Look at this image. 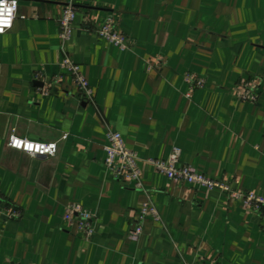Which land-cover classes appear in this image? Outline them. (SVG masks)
<instances>
[{
    "label": "crops",
    "instance_id": "0c3cea01",
    "mask_svg": "<svg viewBox=\"0 0 264 264\" xmlns=\"http://www.w3.org/2000/svg\"><path fill=\"white\" fill-rule=\"evenodd\" d=\"M71 3L65 49L97 108L61 66L60 20ZM107 15L128 48L98 35ZM187 72L207 84L191 90ZM249 79L256 102L236 92ZM109 129L137 152L145 189L109 174ZM12 131L57 141L59 151L11 148ZM174 146L180 165L264 196V0H19L0 34V264H264L261 212L225 190L168 178L152 161ZM148 198L163 223L148 216L132 236ZM70 204L94 214L90 239L64 219ZM8 207L21 217L10 219Z\"/></svg>",
    "mask_w": 264,
    "mask_h": 264
},
{
    "label": "built area",
    "instance_id": "2783aa9c",
    "mask_svg": "<svg viewBox=\"0 0 264 264\" xmlns=\"http://www.w3.org/2000/svg\"><path fill=\"white\" fill-rule=\"evenodd\" d=\"M8 9H11V12L7 11ZM18 9L19 0H0V34L6 33L13 27L18 15ZM76 13V7L72 3L68 4L60 20V38L62 45H64V57L61 66L72 75L82 99L88 103H92L97 108L95 91L87 76L81 66L65 49V45L70 40L74 30ZM4 20H7L8 23H3ZM118 24L119 20L114 15H107L103 25L98 29V35L119 48H128L130 46V38L118 31ZM162 61L163 58H160L158 65ZM151 64L153 65V63ZM185 79L190 84L191 90L202 88L207 84L205 78L198 77L194 72H187ZM236 92L241 100L256 102L260 96L259 84L254 79L243 81L237 85ZM187 95L191 96V93ZM66 137L67 135L65 134L63 138L65 139ZM7 145L33 156H55L59 151V143L57 141L32 140L18 135L15 131H12L9 135ZM104 150L106 152L105 167L111 176L136 188L145 189L138 165L140 158L137 152L126 147L120 132L112 129L107 131V143L104 145ZM181 154V148L174 146L167 159L153 160L152 162L158 170L176 183L197 184L206 187L208 190L214 188L225 190L233 197L241 199L245 206L253 207L261 212L264 217V196L253 192L232 190L230 185L223 180L212 179L190 166L180 165ZM6 213L10 219L19 218L22 214L21 210L16 207H8ZM148 216H153L156 220L163 223L161 213L150 198L145 200L140 208V215L136 226L131 230L132 236H139L142 233ZM94 218L95 216L92 212L76 204H70L64 214L66 221H79L87 239H90L94 233Z\"/></svg>",
    "mask_w": 264,
    "mask_h": 264
},
{
    "label": "snow or ice",
    "instance_id": "6c2138e0",
    "mask_svg": "<svg viewBox=\"0 0 264 264\" xmlns=\"http://www.w3.org/2000/svg\"><path fill=\"white\" fill-rule=\"evenodd\" d=\"M7 11L11 12V9H8ZM3 23L7 24L8 21L7 20H4Z\"/></svg>",
    "mask_w": 264,
    "mask_h": 264
}]
</instances>
